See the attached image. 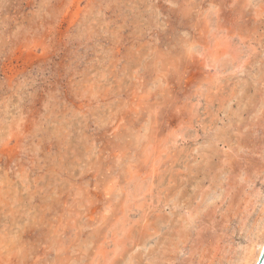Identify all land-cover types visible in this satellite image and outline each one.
<instances>
[{
	"label": "rangeland",
	"instance_id": "374dc122",
	"mask_svg": "<svg viewBox=\"0 0 264 264\" xmlns=\"http://www.w3.org/2000/svg\"><path fill=\"white\" fill-rule=\"evenodd\" d=\"M263 222L264 0H0V264H243Z\"/></svg>",
	"mask_w": 264,
	"mask_h": 264
},
{
	"label": "bare ground",
	"instance_id": "6f19581e",
	"mask_svg": "<svg viewBox=\"0 0 264 264\" xmlns=\"http://www.w3.org/2000/svg\"><path fill=\"white\" fill-rule=\"evenodd\" d=\"M262 229H264V228H262ZM259 233H261V231ZM256 238H258V236ZM255 240H253L254 242L248 248L246 255H244L245 256L244 261L242 259V261L244 262L243 264H258L259 263L262 255L264 253V231H262V235L259 236V240H257V239H255Z\"/></svg>",
	"mask_w": 264,
	"mask_h": 264
},
{
	"label": "water",
	"instance_id": "95a60500",
	"mask_svg": "<svg viewBox=\"0 0 264 264\" xmlns=\"http://www.w3.org/2000/svg\"><path fill=\"white\" fill-rule=\"evenodd\" d=\"M258 264H264V253H263V255H262V257H261V259H260Z\"/></svg>",
	"mask_w": 264,
	"mask_h": 264
}]
</instances>
